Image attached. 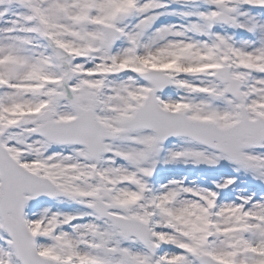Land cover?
Returning a JSON list of instances; mask_svg holds the SVG:
<instances>
[{"label": "snow or ice", "instance_id": "snow-or-ice-1", "mask_svg": "<svg viewBox=\"0 0 264 264\" xmlns=\"http://www.w3.org/2000/svg\"><path fill=\"white\" fill-rule=\"evenodd\" d=\"M0 264H264V0H0Z\"/></svg>", "mask_w": 264, "mask_h": 264}]
</instances>
